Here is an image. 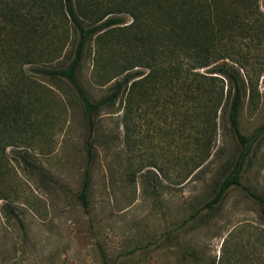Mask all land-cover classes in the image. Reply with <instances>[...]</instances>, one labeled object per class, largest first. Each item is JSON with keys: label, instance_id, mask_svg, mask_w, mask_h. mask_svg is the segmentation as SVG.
I'll return each mask as SVG.
<instances>
[{"label": "rangeland", "instance_id": "obj_1", "mask_svg": "<svg viewBox=\"0 0 264 264\" xmlns=\"http://www.w3.org/2000/svg\"><path fill=\"white\" fill-rule=\"evenodd\" d=\"M33 3L26 0L24 8L20 0L0 3V100L5 91L13 94L20 67L16 14L24 11L29 26ZM257 5L264 30V0ZM120 16L121 26L130 23L129 14ZM111 33L88 41L78 71L92 101L110 93L123 76L113 77L123 59L109 50ZM32 40L30 32L27 50L41 49L44 66L62 68L73 56L77 33L68 26L61 34L46 33L39 45ZM235 50L236 62L225 61L243 79L237 126L250 143L240 181L264 197V130L256 133L264 124V31L240 39ZM21 65L31 76L39 112L29 118L33 129L14 132L10 145L5 146L0 123V264H261V206L233 186L214 208L204 207L241 151L225 99L208 137L205 116L195 114L191 91L182 88L188 80L173 86L174 98L172 90L165 98L158 83L147 81L129 100L123 92L101 107L89 138L71 85L36 73L34 63ZM134 69L141 72L136 78L149 71ZM223 85L226 91L225 80ZM13 122L21 123L16 117ZM86 169L84 208L79 192Z\"/></svg>", "mask_w": 264, "mask_h": 264}, {"label": "trees", "instance_id": "obj_2", "mask_svg": "<svg viewBox=\"0 0 264 264\" xmlns=\"http://www.w3.org/2000/svg\"><path fill=\"white\" fill-rule=\"evenodd\" d=\"M258 0H34L30 9L32 21L28 26L26 13L18 11L19 52L16 60L20 67L16 75L13 94L5 91L0 100V123L4 126L5 146L12 144L17 130L33 129L29 122L32 114H38L36 96L31 88V76L21 64L34 63L33 71L45 76L64 78L79 96L88 124V137H92L93 116L103 106L114 102L123 92L128 100L133 89L145 82L158 83L169 98L168 91L176 94L175 84L190 89V99L195 104V114L204 115L207 136L215 129L217 109L223 99L229 103L227 119L229 127L240 144L241 151L229 174L221 181L213 197L204 207L214 208L224 198L230 187L241 188L261 206V221L264 224V197L241 184L240 173L244 159L250 150V143L238 129L237 117L244 93L241 73L232 63L237 43L244 37H261L264 30L259 22ZM2 0H0V3ZM22 8L26 0H20ZM5 11H8L7 8ZM121 13L131 16L127 25L121 26ZM68 26L77 33L73 56L65 67L44 66L41 49L32 45L27 50L31 32L34 43L46 33H62ZM114 33L109 50L117 51L123 59L113 77L122 74L111 86V91L99 100L92 101L86 95L79 79L78 71L88 41L94 36ZM114 31V32H113ZM240 38V39H237ZM31 45V43H30ZM129 50V58H127ZM147 57V58H146ZM220 60V61H219ZM124 63V64H123ZM144 63V64H142ZM146 67L149 71L142 77L135 67ZM205 68L199 72V68ZM112 77V78H113ZM223 80L227 87L224 91ZM180 95V94H179ZM187 93L184 91L183 96ZM15 117L24 125L15 124ZM11 128V131L9 130ZM264 130V124L257 134ZM87 153L91 157L92 143L87 142ZM90 185V172L86 169L79 192L81 205H88L87 192ZM19 226L23 224L18 219ZM264 240V228L261 232ZM261 264H264V258Z\"/></svg>", "mask_w": 264, "mask_h": 264}]
</instances>
